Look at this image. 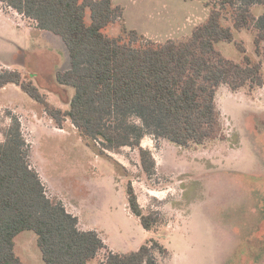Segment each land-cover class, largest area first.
<instances>
[{"label": "rangeland", "instance_id": "374dc122", "mask_svg": "<svg viewBox=\"0 0 264 264\" xmlns=\"http://www.w3.org/2000/svg\"><path fill=\"white\" fill-rule=\"evenodd\" d=\"M214 2L114 0L124 8V21L104 32L116 37L126 25L156 42L182 40L206 22ZM263 12V6L252 8L255 17ZM234 35L235 42L216 45L226 58L241 62L236 42H244L253 60L262 59L255 52L254 32L234 30ZM70 67L60 37L29 26L0 3V71L16 70L33 78L52 105L66 110L75 90L61 88L56 74ZM216 104L222 139L190 148L152 136L143 139L142 147L156 161L151 179L142 173L137 151L127 147L108 152L110 157L100 155L70 121L64 129L57 128L43 107L15 85L0 89V142L17 119L30 147L31 166L48 197L62 201L79 217L83 230L99 232L108 250L138 251L155 237L169 251L162 264H264V88L232 91L221 85ZM129 181L145 212L159 211L165 218L156 234L131 213ZM15 252L25 264H45L33 231L15 238ZM104 255L90 264H99Z\"/></svg>", "mask_w": 264, "mask_h": 264}, {"label": "trees", "instance_id": "16d2710c", "mask_svg": "<svg viewBox=\"0 0 264 264\" xmlns=\"http://www.w3.org/2000/svg\"><path fill=\"white\" fill-rule=\"evenodd\" d=\"M113 2L0 0L29 26L62 39L71 67L57 72L56 81L75 92L69 108L63 110L50 103L33 78L9 69L0 71V89L20 87L57 128L64 129L70 121L102 156L127 147L137 151L141 171L151 179L156 175V161L142 147L146 136L184 148L222 139L218 88H264V12L259 17L252 13L253 7H264V0H215L209 18L191 36L163 43L126 25L119 36L105 34L107 27L124 21V8ZM234 30L255 33V52L261 60L248 55L244 42H236L241 62L217 49L220 42H235ZM4 138L0 142V264H25L15 252V238L24 231L36 233L45 264H90L102 252L99 264H162L168 258V249L155 237L138 251L108 250L99 232L82 230L79 217L62 201L48 197L40 174L31 166L30 147L17 119ZM127 195L131 213L146 231L156 234L165 224L162 213L145 212L131 181Z\"/></svg>", "mask_w": 264, "mask_h": 264}, {"label": "crops", "instance_id": "0c3cea01", "mask_svg": "<svg viewBox=\"0 0 264 264\" xmlns=\"http://www.w3.org/2000/svg\"><path fill=\"white\" fill-rule=\"evenodd\" d=\"M141 34H142V33H141ZM143 35H144V34H143ZM144 36H146V35H144ZM146 38L153 40V39L150 38L149 36H146ZM72 214L75 215L73 212H72ZM75 216H76V215H75ZM80 228L82 229L81 222H80ZM82 230H83V229H82Z\"/></svg>", "mask_w": 264, "mask_h": 264}]
</instances>
